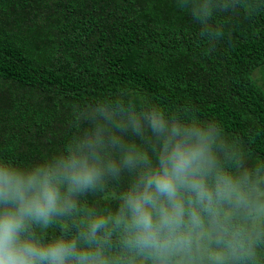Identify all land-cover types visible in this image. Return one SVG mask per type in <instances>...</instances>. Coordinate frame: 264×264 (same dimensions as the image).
I'll return each mask as SVG.
<instances>
[{
  "label": "clouds",
  "instance_id": "clouds-1",
  "mask_svg": "<svg viewBox=\"0 0 264 264\" xmlns=\"http://www.w3.org/2000/svg\"><path fill=\"white\" fill-rule=\"evenodd\" d=\"M210 0H192L206 21ZM62 150L0 157V264H264V160L212 122L102 104ZM115 182L112 206L81 199Z\"/></svg>",
  "mask_w": 264,
  "mask_h": 264
},
{
  "label": "trees",
  "instance_id": "trees-1",
  "mask_svg": "<svg viewBox=\"0 0 264 264\" xmlns=\"http://www.w3.org/2000/svg\"><path fill=\"white\" fill-rule=\"evenodd\" d=\"M0 0V157L62 150L102 104L214 123L264 160V0ZM115 182L81 197L112 206Z\"/></svg>",
  "mask_w": 264,
  "mask_h": 264
}]
</instances>
